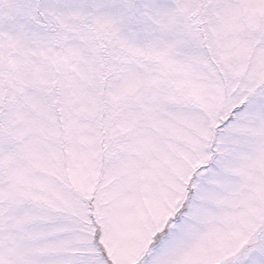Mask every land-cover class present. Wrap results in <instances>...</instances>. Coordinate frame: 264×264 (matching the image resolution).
Instances as JSON below:
<instances>
[{"label":"snow or ice","instance_id":"obj_1","mask_svg":"<svg viewBox=\"0 0 264 264\" xmlns=\"http://www.w3.org/2000/svg\"><path fill=\"white\" fill-rule=\"evenodd\" d=\"M0 264H264V0H0Z\"/></svg>","mask_w":264,"mask_h":264}]
</instances>
